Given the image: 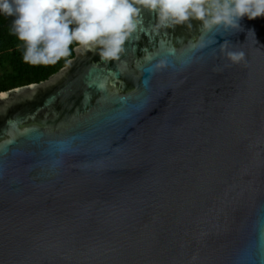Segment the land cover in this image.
I'll use <instances>...</instances> for the list:
<instances>
[{"label":"water","instance_id":"95a60500","mask_svg":"<svg viewBox=\"0 0 264 264\" xmlns=\"http://www.w3.org/2000/svg\"><path fill=\"white\" fill-rule=\"evenodd\" d=\"M240 23L145 10L120 59L0 93V264H264V17Z\"/></svg>","mask_w":264,"mask_h":264},{"label":"clouds","instance_id":"9594fccd","mask_svg":"<svg viewBox=\"0 0 264 264\" xmlns=\"http://www.w3.org/2000/svg\"><path fill=\"white\" fill-rule=\"evenodd\" d=\"M145 10L156 14L159 27L199 21L211 33L241 29L245 17H264V0H0V15L14 17L11 32L32 64L55 63L73 44L98 50L103 61L118 60ZM221 53L235 65L246 59L226 43Z\"/></svg>","mask_w":264,"mask_h":264},{"label":"trees","instance_id":"16d2710c","mask_svg":"<svg viewBox=\"0 0 264 264\" xmlns=\"http://www.w3.org/2000/svg\"><path fill=\"white\" fill-rule=\"evenodd\" d=\"M13 19L0 15V93L48 79L66 66L74 57V49L77 47L75 44L70 46L69 54L55 63L25 62L24 46L11 32Z\"/></svg>","mask_w":264,"mask_h":264},{"label":"snow or ice","instance_id":"6c2138e0","mask_svg":"<svg viewBox=\"0 0 264 264\" xmlns=\"http://www.w3.org/2000/svg\"><path fill=\"white\" fill-rule=\"evenodd\" d=\"M99 87H100V88H103V87H104V85H103V84H100V85H99Z\"/></svg>","mask_w":264,"mask_h":264}]
</instances>
